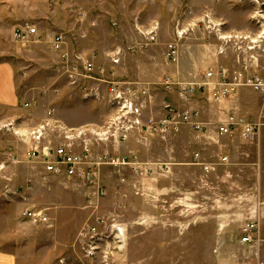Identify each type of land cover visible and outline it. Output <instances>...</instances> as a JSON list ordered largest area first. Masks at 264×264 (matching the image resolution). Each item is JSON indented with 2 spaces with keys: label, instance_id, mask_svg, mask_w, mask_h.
Instances as JSON below:
<instances>
[{
  "label": "rangeland",
  "instance_id": "obj_1",
  "mask_svg": "<svg viewBox=\"0 0 264 264\" xmlns=\"http://www.w3.org/2000/svg\"><path fill=\"white\" fill-rule=\"evenodd\" d=\"M43 2V14L40 9L35 14L44 21L49 35L70 34V60L79 56L94 63L93 78L100 81L108 77L137 85V89L146 88L141 114L144 120L163 118L155 109L163 100L165 103L159 106L164 108L166 104L165 110L172 109L177 131L170 129L163 137L133 132L124 143L94 147L96 155L135 157L143 168L153 164L168 168L162 175L144 176L133 170L134 166H101L96 178L104 196L97 195V189L86 183L45 174L41 166L26 163L19 155L14 163L7 162L8 151L20 154L25 147L16 148V138L0 133V165L5 164L0 170L2 250L23 258L29 256L33 264H226L217 255L234 251L239 254L240 264H264V242L258 258L253 248L238 246L241 227L254 211L264 226V148L261 143L243 141L221 146L207 138L208 130L207 136L196 137L181 122V115L193 110L183 102L173 107L176 89L161 86L165 77H194L197 71L191 69L190 57L202 53L201 45L209 47L212 43V48L216 44L197 29L178 40V21L185 28L210 12L223 21L225 31H244L252 29L250 10L223 0ZM39 20L27 24L37 26ZM156 25V42L150 44L143 34ZM175 38L178 56L173 62L166 54L167 45ZM22 43L25 42H19L18 53L8 57H12L16 68L18 87L30 84L26 90L35 96L38 114L17 113L21 126L37 125L48 110L69 127L100 125L108 119L110 112L105 103L91 95L84 98L93 90L99 91L101 97L106 95L99 82L86 80L81 88L68 87L59 54L55 53L56 57L49 48ZM116 49L123 53L119 62L112 64L109 53ZM195 96L193 102L204 106L202 99L197 101L200 95ZM152 108L156 112L152 113ZM227 109H201L199 114L209 123L206 129L214 128L217 117L226 115ZM196 153L213 165L212 173L205 175L194 164ZM224 155L228 162L220 164L219 157ZM25 208L44 213L48 222L32 225L23 221L21 212ZM112 224L124 230V245L104 243L97 247L95 257H87L89 229L101 233ZM220 225L224 227L221 231ZM223 239L230 245L222 247Z\"/></svg>",
  "mask_w": 264,
  "mask_h": 264
},
{
  "label": "built area",
  "instance_id": "obj_2",
  "mask_svg": "<svg viewBox=\"0 0 264 264\" xmlns=\"http://www.w3.org/2000/svg\"><path fill=\"white\" fill-rule=\"evenodd\" d=\"M219 1V0H216ZM228 4L245 6L250 10L249 21L252 29L244 31L224 30L225 24L210 12L204 13L185 28L178 21L175 37L182 40L187 32L202 30L209 39H214L218 55L232 54L237 61V69L231 72L217 67L208 68L187 80L172 77L162 79L161 86L165 90L175 88L182 101H188L195 95L205 96L207 100L220 102L235 95L241 89H249L254 93L264 95V81L256 73L260 58L264 54V0H223ZM156 26L144 31L148 43H155ZM14 40L28 43L38 37V32L33 25L23 24L14 31ZM53 47L59 51L63 42L62 34L52 35ZM178 41L167 45L170 59L178 56ZM129 51H133L132 48ZM122 50L116 49L109 53L112 64H117L122 55ZM61 71L68 86L81 88L86 80H92L106 89V95L101 97L97 90L87 93L84 98L91 95L95 100L105 103L110 114L108 119L100 125H85L69 127L54 118V112H45L40 123L35 126H21L18 119L0 121V133H5L16 138L25 147L22 152L24 161L42 167L45 174L56 178L75 179L81 183L97 189V195L104 196L102 187L97 183V171L101 166L133 167L132 169L144 176L162 175L167 172L163 165L153 164L143 168L135 157L114 156L108 154H93L94 147L116 145L126 142L133 132L142 136L155 135L163 137L168 130L176 131L175 117L172 114L161 119L148 118L144 120L142 110L148 90L134 84L123 83L115 79H95L94 63L74 56L61 53L59 58ZM137 90H136V89ZM93 92V93H92ZM24 108L29 104L25 103ZM168 108V107H166ZM107 110V111H108ZM197 112L186 111L181 115V122L196 133H205L206 129L197 120ZM264 130V107L254 120H249L237 115H230L219 122L217 134L219 136H233L239 133L242 138L251 141ZM17 155H9L7 162L17 161ZM197 164L205 173L213 171V165L201 160L199 154L193 156ZM222 164L227 158L220 159ZM138 166V168H136ZM5 164L0 165V170ZM169 173V172H168ZM22 220L32 224H46L47 216L34 209H25ZM90 231V243L86 247L87 257H95L97 247L114 241L120 246L124 245V230L118 224L110 225L105 232ZM264 241L259 238V218L256 212L241 227L239 245L253 248L258 258L259 247Z\"/></svg>",
  "mask_w": 264,
  "mask_h": 264
},
{
  "label": "crops",
  "instance_id": "obj_3",
  "mask_svg": "<svg viewBox=\"0 0 264 264\" xmlns=\"http://www.w3.org/2000/svg\"><path fill=\"white\" fill-rule=\"evenodd\" d=\"M42 2H43V0H0V121L18 119L19 115L17 113L22 112V111H25V113L27 112L29 115L31 114V116H33L34 114H38V111H36V108H34V105L36 104V101H37L34 98L35 96L32 95L28 90H26L30 86V84L28 86H26L27 88L18 87V84H17L18 77L16 74V68L13 65L12 57L9 58L8 55H15L19 51V42L14 40V36H13L14 31L16 29H18L19 27H21L23 24L30 23L31 20H35V19L39 20V18H38L39 16L36 15L35 12H36V9L37 10H39L40 8L43 9V7H44L43 3L44 2L43 3ZM42 9H40L41 14H43ZM197 18H195V19H197ZM40 20L36 24L37 26L34 25L37 32H38V37L35 38L33 41H30L28 43H22V44L23 45L30 44L34 47H37L38 49H41V48L42 49L43 48L48 49L49 48L48 50H50V53H52L54 55H56L55 53H57L59 55L61 53H66L68 55L69 50H68L67 42H68V39L70 38V36H68V35H70V34H67V33L64 34L61 32V34H63V36H64V42H63L60 50L56 51L53 47L52 36L49 35L50 33L47 30V27L45 26L44 21H42V20L40 21ZM211 42H212V40H211ZM211 44L212 43L209 44V47L208 46L206 47V45H201V47H202L201 52L203 54L202 53H200L198 55L193 54L190 57V66H192V68L191 67L190 68L192 70L197 71L196 74L195 73L194 74L192 73V74L197 75L198 72L201 73V72L207 70L208 68H213V67H217L219 69H224V70H227L229 72L236 70L238 67L236 58L232 54H230L229 52L226 53L225 55H222V56L218 55L216 50H215L217 47L216 44L214 43L215 46L212 48H211ZM70 56H71V54H70ZM56 57H57V55H56ZM166 58L168 60H172L173 62H176L175 59L173 60V59H170L168 57V53L166 54ZM256 73L264 81V54H263L262 58H260L259 67L257 68ZM161 82H162V80H161ZM175 97H176L177 103L172 102L173 104H171V105L173 107H176L181 102H183V103H185V104L182 103L183 106L184 105L190 106V108L188 110L191 109V110L196 112V109H198L199 112L197 113L198 114L197 116H199V117L197 118V120L203 127H205V129H206V125H208L209 123H207L206 120H203L202 115L199 114L201 109L205 110L206 108H213L215 110L216 107L228 108L227 109L228 113L226 115L224 113H223L224 114L223 116L217 115L218 116L217 117L218 122L216 123V126L214 128H212L211 130H209L210 128L206 129L205 133L192 132L196 135V137L203 138V137L207 136L208 135L207 130H208L210 136H207V138L211 139L212 141H217L218 143H220L221 146H223L222 143L228 145L229 143H232V142L235 144V142L243 141V142H246L247 144L261 143L262 147L264 148V130L259 134V136L257 138H255L251 141L245 140L244 138H242V136L239 133H236L233 136H219L217 134V127H218L219 122L222 120H225L230 115H237V116L249 119V120H254L258 116V114L262 110V108L264 107V95L263 94L254 93L251 90L244 88V89L239 90L235 95L230 96L229 98L222 100L220 102H215L213 100H207L205 96L197 97V98H199V99H197V101L202 99L204 106H200L197 103H194L193 102L194 100L192 99L193 97L190 98L188 101H185V102L180 100L178 94ZM197 101L195 100V102H197ZM25 103L29 104L28 108L23 107V105ZM164 103L162 100L157 105L152 104V107H153V105L157 106V107H155V109H156L157 113L159 114V116H162V117L173 113L172 109L169 111L165 110L167 107L166 104L164 105V108L162 106H159V105H162ZM155 109H153L154 111H152V113L156 112ZM29 111H31V113ZM184 125L186 127L190 128L188 125H186V124H184ZM75 126H77V125H75ZM129 144H130V142H129ZM15 146H16V148H23L24 149V147H21L20 144L17 143L16 141H15ZM263 151H264V149H263ZM8 152L9 153H6L5 158L6 157L8 158L9 155H13V156L19 155L21 157L20 160L24 161L22 156H21V153L23 151L20 154L17 152L15 153L12 150H10ZM223 157L227 158V162H228V157L224 155V156L219 157V163L220 164H222L220 162V159ZM24 162H26V161H24ZM206 163H208V162H206ZM226 163H224V164H226ZM200 169H201V167H200ZM201 171L205 175H208L214 171V168H213V171L208 173V174L205 173L202 169H201ZM22 212H21V216H22ZM223 228H224L223 225H220L219 231H221ZM2 230H3V228L1 229V225H0V237L2 234ZM259 230H260V237L259 238L264 241V226H262L261 221H260V225H259ZM220 245L222 247H226V246H229L230 243H228V241H226V239L225 240L223 239L222 242L220 243ZM238 246L240 247L241 245H239V243H238ZM214 255H215V252H214ZM238 256H239V254H237V251L236 252L234 251V253L230 254V255H228L227 253H224V252L219 253L217 255V257L223 258L226 264H240V262H239L240 259H238ZM32 261L35 262L36 260H32ZM23 262H27L26 264H33L32 262H30L29 256H28V258H25V257L23 258L22 256H18V255L13 254V253L5 252L0 247V264H22Z\"/></svg>",
  "mask_w": 264,
  "mask_h": 264
}]
</instances>
